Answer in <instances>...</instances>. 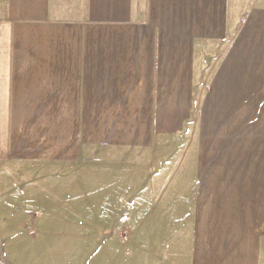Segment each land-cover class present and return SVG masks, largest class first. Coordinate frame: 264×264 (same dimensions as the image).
Segmentation results:
<instances>
[{
    "label": "crops",
    "instance_id": "0c3cea01",
    "mask_svg": "<svg viewBox=\"0 0 264 264\" xmlns=\"http://www.w3.org/2000/svg\"><path fill=\"white\" fill-rule=\"evenodd\" d=\"M144 4L0 0V162L61 180L194 122L187 264H264V0Z\"/></svg>",
    "mask_w": 264,
    "mask_h": 264
},
{
    "label": "rangeland",
    "instance_id": "374dc122",
    "mask_svg": "<svg viewBox=\"0 0 264 264\" xmlns=\"http://www.w3.org/2000/svg\"><path fill=\"white\" fill-rule=\"evenodd\" d=\"M194 145L192 122L154 154L109 153L61 180L0 162V264H187L194 195L175 184L194 179Z\"/></svg>",
    "mask_w": 264,
    "mask_h": 264
}]
</instances>
